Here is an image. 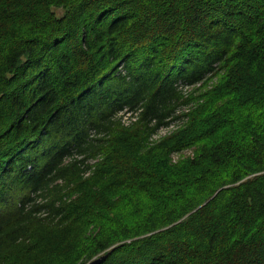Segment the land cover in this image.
Instances as JSON below:
<instances>
[{"label":"trees","instance_id":"trees-1","mask_svg":"<svg viewBox=\"0 0 264 264\" xmlns=\"http://www.w3.org/2000/svg\"><path fill=\"white\" fill-rule=\"evenodd\" d=\"M263 61L264 0H0V264H264Z\"/></svg>","mask_w":264,"mask_h":264},{"label":"rangeland","instance_id":"rangeland-1","mask_svg":"<svg viewBox=\"0 0 264 264\" xmlns=\"http://www.w3.org/2000/svg\"><path fill=\"white\" fill-rule=\"evenodd\" d=\"M240 60L239 68H235L233 73L235 75V78L237 77L239 79L238 85H236L234 87V85H232L230 92L225 93V94H218V95H212V91L214 90L213 86L215 84H218L219 81L224 77L225 72L224 70H219L216 74L210 75L206 80H204L202 83H198L192 87L187 88L189 90V92L191 93L192 91H200V95L204 98V97H208L207 99L210 100H214V101H218L214 104H212L208 109H207V113L206 115H208L207 118H205V122L202 125V127L199 129L198 132H201L202 130L206 129V128H211L214 126L215 123H217L218 120H222L224 117H230L233 112L235 110L240 109L241 113L242 110L245 114L248 115V109H249V104H248V100L245 99L246 101H242V98L244 96V90L242 91L240 88L241 87H245V90H248V86H252L253 90L254 89H258V84L260 78L256 79V71L254 70L256 66H258L259 64H257V60L253 59L251 60L250 63ZM264 62V61H263ZM232 83L231 77H229L227 80L223 81L222 86L223 87H228L230 84ZM234 87V88H233ZM260 90V87L259 89ZM220 97V98H218ZM220 102V103H219ZM228 103L227 106L226 103ZM219 103V104H218ZM247 103V104H246ZM246 104V106H244ZM227 108H230L229 110H227ZM189 107L188 109H186V112L188 113ZM126 112H124L122 114L125 115L126 117H123L122 119V124L124 125H129L132 122L136 121L137 119L131 118V115H129V113L125 114ZM250 116V114H249ZM188 115L184 118H182V120H174L172 121L169 125L164 126L161 130H159L158 132H156L155 134L149 136L148 140L150 142H154V141H158L161 138L169 135L170 133H173L177 128L179 129L180 127H183L184 125H187L189 123L188 120ZM128 122V123H127ZM218 134H221V130H217V128L215 129L214 133L207 136L205 138V140H213L215 139ZM193 156V149H185L182 150L179 154V152H174L171 155V159L172 162H176V160L178 158H180L181 156ZM94 160H90V162L93 163Z\"/></svg>","mask_w":264,"mask_h":264},{"label":"water","instance_id":"water-1","mask_svg":"<svg viewBox=\"0 0 264 264\" xmlns=\"http://www.w3.org/2000/svg\"><path fill=\"white\" fill-rule=\"evenodd\" d=\"M105 256L106 255H103V256H101L99 258H96V259H93L91 261H88L85 264H98V263H100L104 259Z\"/></svg>","mask_w":264,"mask_h":264},{"label":"built area","instance_id":"built-area-1","mask_svg":"<svg viewBox=\"0 0 264 264\" xmlns=\"http://www.w3.org/2000/svg\"><path fill=\"white\" fill-rule=\"evenodd\" d=\"M125 114H127V113H125ZM123 117H126V116L124 115ZM126 118H127V117H126Z\"/></svg>","mask_w":264,"mask_h":264}]
</instances>
